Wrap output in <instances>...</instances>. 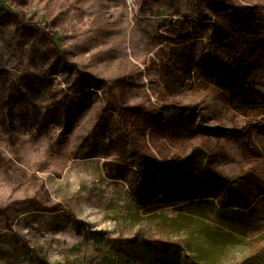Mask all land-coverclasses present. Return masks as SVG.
<instances>
[{"label":"rangeland","instance_id":"rangeland-1","mask_svg":"<svg viewBox=\"0 0 264 264\" xmlns=\"http://www.w3.org/2000/svg\"><path fill=\"white\" fill-rule=\"evenodd\" d=\"M263 99L264 0H0V264H264Z\"/></svg>","mask_w":264,"mask_h":264},{"label":"trees","instance_id":"trees-1","mask_svg":"<svg viewBox=\"0 0 264 264\" xmlns=\"http://www.w3.org/2000/svg\"><path fill=\"white\" fill-rule=\"evenodd\" d=\"M213 39L218 40L223 43L225 41L224 36L221 34H217L212 37ZM202 73L207 80H218L225 88L231 89L234 91L238 90V81L244 76V68L241 65H238L236 68L227 65L222 61H218L212 52H209L207 59L202 64ZM264 103V99L262 100ZM255 103L248 101V105H254ZM181 112V109L176 107H168L165 112ZM135 156L141 159V154L137 151H134ZM187 165L191 166L192 169L200 168L201 164L199 161L191 155L182 160ZM142 163V162H140ZM143 167V166H142ZM234 181L232 184H234ZM230 185V183H228ZM228 199L222 200L223 207H226Z\"/></svg>","mask_w":264,"mask_h":264},{"label":"crops","instance_id":"crops-1","mask_svg":"<svg viewBox=\"0 0 264 264\" xmlns=\"http://www.w3.org/2000/svg\"><path fill=\"white\" fill-rule=\"evenodd\" d=\"M159 263L158 264H170V260L168 258L164 259V260H160L158 261ZM172 264H175V263H172Z\"/></svg>","mask_w":264,"mask_h":264}]
</instances>
